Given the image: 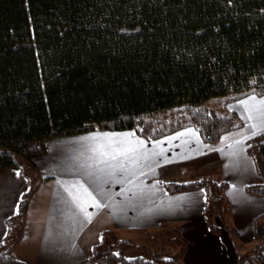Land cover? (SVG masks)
Masks as SVG:
<instances>
[{
	"label": "trees",
	"instance_id": "16d2710c",
	"mask_svg": "<svg viewBox=\"0 0 264 264\" xmlns=\"http://www.w3.org/2000/svg\"><path fill=\"white\" fill-rule=\"evenodd\" d=\"M249 95L264 96V0H0V170L15 166L30 183L7 221L0 264H26L15 249L43 181L34 157L50 140L126 130L152 140L193 126L205 143H217L243 127L227 105ZM246 144L260 180L246 191L264 198V133ZM164 184L170 193L202 189L205 221L219 234L216 218L223 219L237 264L264 261V214L245 255L226 181ZM170 228V242L162 232L148 238L157 251L104 231L91 260L184 264L186 241ZM133 250L143 252L127 257Z\"/></svg>",
	"mask_w": 264,
	"mask_h": 264
},
{
	"label": "crops",
	"instance_id": "0c3cea01",
	"mask_svg": "<svg viewBox=\"0 0 264 264\" xmlns=\"http://www.w3.org/2000/svg\"><path fill=\"white\" fill-rule=\"evenodd\" d=\"M251 96L256 100H250L245 109L240 102ZM261 99L264 96L249 95L229 103L227 108L236 112L244 125L223 134L217 143H205L193 126L152 140L132 130L95 131L50 140L45 153L34 157L43 181L29 200L16 256L26 264H98L91 255L104 231H116L135 241L133 236L142 232L178 226L187 244L184 264H237L240 253L223 219L216 218L219 234L205 221V192L170 193L164 183L196 181L205 176L226 181L238 241L253 244L254 222L264 214V198L246 191L247 186L260 182L255 162L246 151V142L253 137L246 125L255 123L261 128L257 135L264 133V105L257 103ZM248 112L252 120L246 118ZM104 133L134 135L102 137ZM178 133L184 135L168 140ZM94 135L95 140L84 139ZM245 136L249 138L245 140ZM110 139L144 141V146L133 154L136 162L102 158L99 146ZM162 149L166 151L158 155ZM29 189L30 183L17 167L0 170V243L8 232V219L18 214L20 201ZM72 195L92 214L91 223ZM96 203L102 206H93Z\"/></svg>",
	"mask_w": 264,
	"mask_h": 264
},
{
	"label": "snow or ice",
	"instance_id": "6c2138e0",
	"mask_svg": "<svg viewBox=\"0 0 264 264\" xmlns=\"http://www.w3.org/2000/svg\"><path fill=\"white\" fill-rule=\"evenodd\" d=\"M250 100L255 101L256 97L251 96L248 99L241 101L240 103L245 107V109H247ZM257 103L259 105H264V99L257 101ZM261 115L264 116V110H261ZM246 118L248 120L253 119L251 112L247 113ZM246 126L250 129H252V131H251L252 136L257 135L259 133V131L261 130V128L258 127L257 124H255V123L248 124ZM100 135L102 137H109L110 135H112V136H122V137L126 138L130 135H134V133L133 134H108V133H104V134H100ZM183 135H184V133H178L176 136L169 137L168 140L169 141L177 140V139H179L180 136H183ZM248 138L249 137H247V136L244 137L245 140ZM84 139L95 140V139H97V137L94 135L92 137H86ZM225 139H227V137H225ZM157 143L162 144L163 142L161 141V142H157ZM236 143H242V141H236ZM143 146H144V141L137 140V141L133 142V141H130L127 139H120V140L110 139L107 144H101L99 146V156L102 158H108L110 160H117L118 157L130 158L134 162H136V157L133 154L137 151L138 147H143ZM217 150L221 151V152L223 151V149H217ZM164 151H166V150L162 149V151L160 153H158V155H163ZM108 159H102L101 162L102 163H108ZM123 167H124L123 164H121L120 169L123 170ZM84 191L87 193V195L89 197H92V194L90 192H87V189H84ZM69 192L71 195L70 190H69ZM229 194L231 195V193H229ZM92 199H93V201H95V197H92ZM72 200L74 202H77V206L79 207L80 211L82 213H84V216L86 217L87 222L91 223L92 214L88 213L87 209L82 204H79L78 197L76 195H72ZM93 206L100 207L102 205H99L98 203H96Z\"/></svg>",
	"mask_w": 264,
	"mask_h": 264
},
{
	"label": "rangeland",
	"instance_id": "374dc122",
	"mask_svg": "<svg viewBox=\"0 0 264 264\" xmlns=\"http://www.w3.org/2000/svg\"><path fill=\"white\" fill-rule=\"evenodd\" d=\"M217 101L218 100H214V101H211L210 103H209V105H211V106H215V108H219V106H217ZM218 102H220V101H218ZM183 110L184 109H181L180 111L181 112H183ZM171 228H169V229H166L165 231L164 230H158V231H151V232H142L141 234H137V235H134L133 237H134V239H135V242L136 243H138V244H143V245H145V246H148L149 248L151 247V245H149V243H147V240H148V238H150L151 236H153L154 234L155 235H157L158 233L157 232H162L161 233V235L163 236L164 235V239L165 240H167V241H171V239H172V237L174 236L173 234H172V231L170 230ZM144 234V235H143ZM120 236L121 237H123V238H125V239H127V236L125 235V234H120ZM162 236H160V237H162ZM245 246H243L242 248H241V252H243L245 255L251 250V249H253V247H254V242H253V244H251V245H246V244H244ZM168 248H169V245L167 246ZM167 247L166 246H164L163 247V249L166 251L165 253H163L164 255H168V249H167ZM177 248V250H180V246H177L176 247ZM151 249H154V250H156V248L155 247H152V248H150V250ZM157 251V250H156ZM141 252H143V251H139V250H133L130 254H128L127 255V257H129V258H132V257H135V256H137L138 254H142Z\"/></svg>",
	"mask_w": 264,
	"mask_h": 264
}]
</instances>
